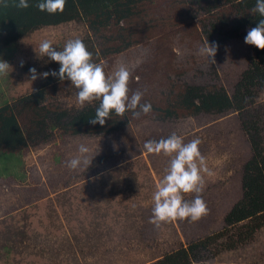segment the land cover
<instances>
[{
  "label": "rangeland",
  "instance_id": "obj_1",
  "mask_svg": "<svg viewBox=\"0 0 264 264\" xmlns=\"http://www.w3.org/2000/svg\"><path fill=\"white\" fill-rule=\"evenodd\" d=\"M229 1L234 0H201L194 19L172 32L168 63L175 74L161 73V59L152 42L101 60L107 63L106 71L126 65L132 73L129 87L133 92L146 94L149 83L159 77L163 83L223 89L231 98L243 72L258 62L259 49L245 43L251 28L237 29L232 20L225 26L218 24L213 13H221ZM87 32L83 23L73 21L41 28L5 47L0 60L13 70L0 76V101L22 97L45 81L42 77L31 80L30 69L35 68L38 75L55 71L50 58L38 55L41 41L51 40L58 50ZM206 40L219 46L214 64L198 55ZM77 91L64 83L56 88L52 101L70 113L99 103L81 107ZM254 91L252 103L240 112L178 120L131 117L127 125L107 134H56L21 155L7 154L0 160V170L9 169L0 177V264H155L182 246L222 233L226 236L208 246L193 264H264V223L247 242L215 253L221 248L218 243H226L236 227L249 221L234 225L228 216L243 200L245 166L253 158L264 160V85ZM173 133L185 143L195 138L202 141L200 151L215 173L205 177L206 187L200 193L209 213L195 222L177 220L157 229L149 223L152 197L170 158L148 154L143 146ZM80 143L96 155L87 171L67 167ZM196 195L184 198L190 202Z\"/></svg>",
  "mask_w": 264,
  "mask_h": 264
},
{
  "label": "trees",
  "instance_id": "obj_2",
  "mask_svg": "<svg viewBox=\"0 0 264 264\" xmlns=\"http://www.w3.org/2000/svg\"><path fill=\"white\" fill-rule=\"evenodd\" d=\"M201 0H67L63 13L48 14L35 6L39 0H29L28 9H18L8 0L7 8L0 7V56L5 47L44 27H55L69 22L83 23L88 32L82 38L96 63L118 55L130 47L152 42L157 57L161 59L160 71L173 75L176 70L168 60L172 32L187 24L198 14ZM231 2V3H230ZM256 0H234L226 2L221 13H213L218 24L225 26L234 21L237 29L256 27L260 19L252 13ZM229 4V5H228ZM59 47L57 51L62 50ZM258 62L252 63L243 72L230 98L223 89H209L196 85L163 83L159 77L150 82V90L144 94L142 103L150 102L156 120L212 115L229 110L242 111L252 103L255 89L264 85V51L257 50ZM55 72L60 65L53 61ZM70 80L61 81L49 75L33 92L12 101H0V160L7 154L20 155L39 143L48 142L57 134L61 136H89L107 134L129 123L132 114L124 117L113 113L104 126L89 123L95 115V106H86L74 113L60 109L52 101L56 88ZM166 87L167 92L162 91ZM254 129V128H253ZM246 130L248 128L246 127ZM256 127H255V129ZM253 134V132H252ZM256 146V144H255ZM257 149V148H256ZM19 160L21 164V156ZM10 159V158H8ZM262 163V165L260 164ZM9 169L0 170V177ZM7 172L6 174H4ZM3 174V175H2ZM243 200L228 216V222L237 224L249 220L228 236L226 243H218L221 250L234 249L247 242L264 223V160L258 157L249 161L243 174ZM222 233L209 236L187 246H182L155 262V264H193L200 260L208 246L220 240Z\"/></svg>",
  "mask_w": 264,
  "mask_h": 264
},
{
  "label": "clouds",
  "instance_id": "obj_3",
  "mask_svg": "<svg viewBox=\"0 0 264 264\" xmlns=\"http://www.w3.org/2000/svg\"><path fill=\"white\" fill-rule=\"evenodd\" d=\"M67 0H39L35 5L39 11L48 14L63 13ZM14 7L28 9L29 0H12ZM8 0H0V7L7 8ZM252 13H258L264 17V0H256ZM245 43L264 50V19H260L257 26L251 28L245 36ZM218 44H210L207 40L200 46L198 55L206 57L214 64L218 50ZM36 51V50H35ZM37 52V51H36ZM38 55L48 57L60 65L59 72L53 71L51 75L63 81L70 80L78 91L76 99L83 107L99 101L95 109V115L89 119V123L104 126L106 120L111 119L113 113L124 117L131 113L133 119L148 116L153 113L150 102L142 103L144 92L132 91L129 87L132 73L126 65L120 64L114 71H106L107 63L93 61V54L88 50L83 40L76 38L68 40L63 49L56 50L51 40H43L39 44ZM13 70L10 64L0 60V76H6ZM31 80L40 77L47 79L48 72L37 74L36 69H30ZM202 141L199 138L185 143L182 136L173 133L166 139L149 140L144 143V149L148 154L167 156L170 164L165 170L163 179L157 184L153 193L154 208L149 223L157 229L164 223L177 220L191 219L195 222L209 213L205 200L201 197L206 187L205 177H211L215 173L209 169L207 158L200 151ZM96 155L85 143H80L77 153L67 161L70 170L87 171L93 163ZM196 193L195 199L190 202L185 200V194Z\"/></svg>",
  "mask_w": 264,
  "mask_h": 264
}]
</instances>
